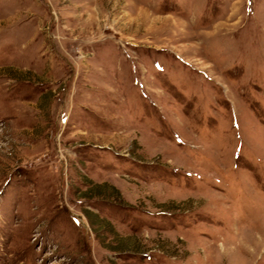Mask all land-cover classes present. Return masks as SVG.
Instances as JSON below:
<instances>
[{
	"label": "rangeland",
	"instance_id": "rangeland-1",
	"mask_svg": "<svg viewBox=\"0 0 264 264\" xmlns=\"http://www.w3.org/2000/svg\"><path fill=\"white\" fill-rule=\"evenodd\" d=\"M0 264H264V0H0Z\"/></svg>",
	"mask_w": 264,
	"mask_h": 264
}]
</instances>
